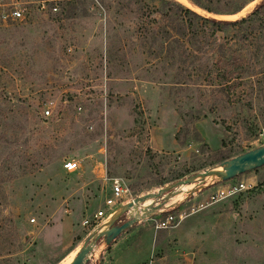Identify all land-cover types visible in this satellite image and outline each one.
Listing matches in <instances>:
<instances>
[{
  "label": "rangeland",
  "instance_id": "obj_1",
  "mask_svg": "<svg viewBox=\"0 0 264 264\" xmlns=\"http://www.w3.org/2000/svg\"><path fill=\"white\" fill-rule=\"evenodd\" d=\"M21 1L23 19L0 20V264H70L105 224L93 214L113 178L134 198L264 145V20L217 35L196 20L205 30L193 38L177 6L240 20L261 0L236 14L188 0H78L60 14ZM202 1L220 11L234 3ZM175 31L186 33L181 45ZM219 179L119 235L148 240L137 264H264V166L233 178L251 188L192 212ZM168 212L186 216L155 229ZM96 245L105 253L109 242Z\"/></svg>",
  "mask_w": 264,
  "mask_h": 264
},
{
  "label": "water",
  "instance_id": "obj_2",
  "mask_svg": "<svg viewBox=\"0 0 264 264\" xmlns=\"http://www.w3.org/2000/svg\"><path fill=\"white\" fill-rule=\"evenodd\" d=\"M262 166H264V145L225 160L223 168L213 167L205 169L161 187L156 192H148L134 197L131 201L118 207L104 225L89 234L70 264H86L96 243L101 238H105L109 243L112 242L136 221L149 217L153 212L158 211L169 199L177 194V189L197 182H203L211 176H217L220 180L227 181ZM147 201L150 203L146 204ZM124 214L127 219L119 223L120 217ZM104 226L107 228L102 230Z\"/></svg>",
  "mask_w": 264,
  "mask_h": 264
},
{
  "label": "built area",
  "instance_id": "obj_3",
  "mask_svg": "<svg viewBox=\"0 0 264 264\" xmlns=\"http://www.w3.org/2000/svg\"><path fill=\"white\" fill-rule=\"evenodd\" d=\"M73 1H78V0H39L37 1V9L41 12L56 13L60 8V3L73 2ZM24 3L25 2L21 0H0L1 20L5 22V21H15L18 19H23L24 12L22 5ZM49 115H50V110L47 108L44 111V116L48 117ZM63 167L68 172L74 171L77 168V162L73 160H67L63 163ZM202 183L203 182H197L196 183L197 187L190 190H184L183 189L184 187H181L179 189V192L177 193L183 194V192H185L186 194L190 193L192 196H196V193L201 191L202 189L200 187L201 185H203ZM249 188H251L250 182H247L243 179L241 180L230 179L227 181H222L219 179L218 185H215L213 189L210 188L207 189L208 191L205 197L202 200L197 201L192 207L191 211L194 212L201 210L213 203H216L222 199L238 194L239 192ZM132 199L133 198L130 195V193H128L127 188H124L122 186L120 180L118 178H113L111 194L104 198V206L97 209L94 212L93 217L96 220H100L101 223L103 221L106 222L112 216V214L118 208V206L123 205L124 203H127ZM167 204L168 201L158 210V212L162 213L163 211H168L167 208L173 205V204H169L170 205L169 206ZM185 216L186 213L184 212H179L178 216H174L173 214L168 212L162 219L155 221L154 228L157 230L168 228L174 225L179 220H182ZM83 224L85 225L89 224V220L84 219Z\"/></svg>",
  "mask_w": 264,
  "mask_h": 264
},
{
  "label": "trees",
  "instance_id": "obj_4",
  "mask_svg": "<svg viewBox=\"0 0 264 264\" xmlns=\"http://www.w3.org/2000/svg\"><path fill=\"white\" fill-rule=\"evenodd\" d=\"M80 1H82V0H80ZM188 1L192 5L199 7V8H201V9H203L209 13L236 14V13L240 12L241 9L247 3H249L253 0H234V3L231 4L230 9H228L226 11H220V10L214 9L208 5H205L202 0H188ZM74 2H76V1L66 2L65 4H71ZM177 6L179 9V14L182 15V17H183L182 22L184 24L183 26L185 27L184 29H187V31H191V37H193V38L197 37L199 35V33H204L203 30H205L204 27H200L198 29L196 20H200L202 22L210 23V25L216 30L215 31L216 35L218 33H221L222 29L226 26H229V25H237V24L243 23L245 21H250V20L253 23H255L257 20H260L261 22L264 20V0H261L255 6L254 10L251 12V14L247 18H242L240 20H222V19L206 18V17H203V16L197 14L196 12H194L192 9H190L188 7H184L183 5H180V4H177ZM70 9H73V8L70 7ZM64 10H65V8L62 7L61 11L58 13L60 14ZM71 12H72V10H71ZM49 13H51V12H49ZM58 13H56V14H58ZM73 14L74 13H71L67 16H69V18H70L71 16H73ZM2 22H4V21H2ZM9 22H12V21H5L4 23H9ZM199 30H201V31H199ZM212 31H213V29H212ZM175 33H176V37H172L171 41L181 45V42L178 39V37L183 36V34H186V33H180L178 31H175ZM159 47H161V46L159 45ZM230 157L231 156H226V157H224L223 160H226ZM8 220H9V218H8Z\"/></svg>",
  "mask_w": 264,
  "mask_h": 264
},
{
  "label": "crops",
  "instance_id": "obj_5",
  "mask_svg": "<svg viewBox=\"0 0 264 264\" xmlns=\"http://www.w3.org/2000/svg\"><path fill=\"white\" fill-rule=\"evenodd\" d=\"M139 220L138 222H140ZM107 246L106 252L103 253L104 251H102L101 246L97 247L95 245L93 249L94 253L92 251L93 254L91 253L90 256L97 255L102 258L103 254H107L109 260L105 264H137L148 254L150 244L145 238L139 237L129 241L119 236Z\"/></svg>",
  "mask_w": 264,
  "mask_h": 264
},
{
  "label": "bare ground",
  "instance_id": "obj_6",
  "mask_svg": "<svg viewBox=\"0 0 264 264\" xmlns=\"http://www.w3.org/2000/svg\"><path fill=\"white\" fill-rule=\"evenodd\" d=\"M150 203L149 201L146 202V204Z\"/></svg>",
  "mask_w": 264,
  "mask_h": 264
}]
</instances>
